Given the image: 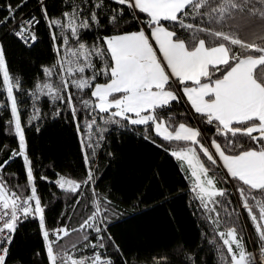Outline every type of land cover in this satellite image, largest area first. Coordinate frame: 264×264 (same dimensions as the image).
I'll use <instances>...</instances> for the list:
<instances>
[{"label":"snow or ice","instance_id":"6c2138e0","mask_svg":"<svg viewBox=\"0 0 264 264\" xmlns=\"http://www.w3.org/2000/svg\"><path fill=\"white\" fill-rule=\"evenodd\" d=\"M28 2L0 0V11L7 13L0 27L11 24L12 35L30 48L43 22L54 63L42 66L43 80L25 91L21 78L10 73L0 43V92H6L0 109L10 111L7 131L17 140L0 164V264H8L16 234L28 221L38 223L48 264H114L98 249L120 251L111 235L105 236L112 203L107 196L93 199V211L78 227L49 229L22 120L24 101L17 93L31 101L29 126L41 119L38 105L46 99L53 117L67 109L79 138L86 177L78 181L56 173L50 180L43 174L41 181L75 196L79 204L83 187L96 182L93 158L105 146L109 126L142 128L143 139L168 152L185 174L191 199L214 233L208 243L218 238L226 249L217 245L219 264H264V0H61L56 16L47 0H37L39 16L22 13ZM134 24L138 30H127ZM93 30L97 35L89 43L85 37ZM182 101L190 107L178 122L172 106ZM193 115L197 124L214 129L210 143L203 128L187 122ZM17 157L25 182L13 184L15 173L7 178L4 173ZM221 182L226 187H218ZM232 194H238V208H232ZM244 212L258 254L248 251L239 227ZM92 232L95 240L89 238ZM73 234L76 240L65 241ZM177 245L179 254L183 248ZM89 248L95 250L91 255H77ZM17 264L27 262L21 257ZM153 264H168V257H153ZM174 264H198V258L185 255Z\"/></svg>","mask_w":264,"mask_h":264},{"label":"trees","instance_id":"16d2710c","mask_svg":"<svg viewBox=\"0 0 264 264\" xmlns=\"http://www.w3.org/2000/svg\"><path fill=\"white\" fill-rule=\"evenodd\" d=\"M11 2L15 5L21 0H11ZM47 3L50 14L59 15L61 0H47ZM20 11L24 14L34 12L37 16L40 15L37 0H29ZM4 15L7 13L0 11V17ZM6 26L0 27V43L5 47L10 73L19 76L22 87L25 91H30L38 79L43 80L42 66L51 67L54 63L49 30L42 22L36 30L38 42L34 47L29 48L8 33ZM138 28L139 26L134 24L127 30L135 31ZM96 35V30H93L85 38L91 43ZM97 82H103L102 78ZM0 88H2L1 77ZM17 95L24 101L22 120L37 176L38 192L46 205V222L49 229L62 225H67L69 229L78 227L93 211V199L107 196L112 203L106 214L108 219L104 225L105 236L110 234L120 246V251L108 247L104 252L114 264H153V257L159 256H167L168 264H174L182 261L185 255L197 257L198 264H219L217 245L222 250L226 251V249H223L222 242L218 238L216 244L208 243L214 238V233L210 230L203 213L191 199L188 191L189 182L185 180V174L168 152L143 139L142 128L126 131L117 130L116 126H109L110 132L106 134V144L97 150V155L93 158L96 182L83 187V194L79 197L80 203L76 204L75 196L59 190L52 183L39 179L40 175L47 174L50 180H54L56 173L78 181L86 177L79 138L71 122L70 113L65 109L60 117H53V105L42 99L38 105L42 110L41 119L29 126L27 121L32 113L31 101L23 93ZM5 102V92H0V104ZM172 111L177 116L178 122L184 120L181 113L188 115L183 102L174 103ZM9 119L10 111L6 108L0 109V164L7 160L11 151L17 147L16 138L7 131ZM197 120L198 117L193 115L189 116L187 122L194 127L203 128L211 140L214 129L202 123L197 124ZM36 127L41 129L39 133L36 132ZM5 145L8 147L5 148ZM108 152H112L113 155H107ZM200 155L202 160L206 159L202 154ZM12 173H15L11 178L13 184L17 180L20 183L25 182L21 158L17 157L13 160L4 175L7 178ZM218 187H226V185L221 182L218 183ZM229 192L232 193L230 189ZM231 199L232 208H238V194L235 196L232 194ZM101 203H103L102 199ZM239 227L244 230L248 251L258 254V246L253 242L255 231L246 212L239 217ZM220 230H224L223 225ZM95 237L94 232L90 233L91 240H95ZM74 240H76L75 234L65 238L68 242ZM177 242H180L183 248L179 254L176 251ZM36 252L41 254L36 256L34 255ZM10 257L8 264H17L21 257L27 264L33 262L48 264L37 222L28 221L19 228Z\"/></svg>","mask_w":264,"mask_h":264},{"label":"built area","instance_id":"2783aa9c","mask_svg":"<svg viewBox=\"0 0 264 264\" xmlns=\"http://www.w3.org/2000/svg\"><path fill=\"white\" fill-rule=\"evenodd\" d=\"M11 28H12V25H11V24H9V25L6 26V31L12 35V33H11L10 30H9V29H11ZM12 36H13V35H12ZM78 247H82V244L79 245ZM93 251H95V250L90 249V248H89V249H84L82 252H78L77 255H91ZM98 251H101L102 253H104V256H105L106 258L108 257V256L106 255V253L104 252V250H99V249H98Z\"/></svg>","mask_w":264,"mask_h":264},{"label":"crops","instance_id":"0c3cea01","mask_svg":"<svg viewBox=\"0 0 264 264\" xmlns=\"http://www.w3.org/2000/svg\"><path fill=\"white\" fill-rule=\"evenodd\" d=\"M147 34L150 36V34H151L150 31H149ZM153 43H154V42H153ZM182 102H183V101H182ZM183 103L185 104V106L187 107V109L190 107V106H188L185 102H183ZM220 170L223 171L222 168H221Z\"/></svg>","mask_w":264,"mask_h":264},{"label":"rangeland","instance_id":"374dc122","mask_svg":"<svg viewBox=\"0 0 264 264\" xmlns=\"http://www.w3.org/2000/svg\"><path fill=\"white\" fill-rule=\"evenodd\" d=\"M2 78V77H1ZM5 95H6V92H5ZM186 107V106H185ZM186 109H187V107H186ZM197 127V126H196ZM209 143H210V140L208 141ZM219 171H221V170H219ZM230 189V191L232 192V189L231 188H229ZM234 196H235V194H234Z\"/></svg>","mask_w":264,"mask_h":264}]
</instances>
